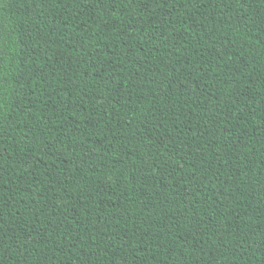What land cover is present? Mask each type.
I'll use <instances>...</instances> for the list:
<instances>
[{
    "label": "trees",
    "instance_id": "1",
    "mask_svg": "<svg viewBox=\"0 0 264 264\" xmlns=\"http://www.w3.org/2000/svg\"><path fill=\"white\" fill-rule=\"evenodd\" d=\"M0 264H264V0H0Z\"/></svg>",
    "mask_w": 264,
    "mask_h": 264
}]
</instances>
